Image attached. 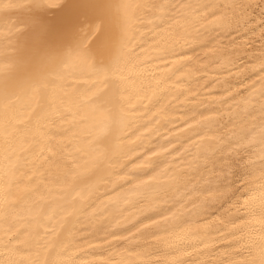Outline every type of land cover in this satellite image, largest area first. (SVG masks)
Here are the masks:
<instances>
[{"label":"bare ground","instance_id":"6f19581e","mask_svg":"<svg viewBox=\"0 0 264 264\" xmlns=\"http://www.w3.org/2000/svg\"><path fill=\"white\" fill-rule=\"evenodd\" d=\"M120 2L114 0V3ZM123 2L135 5L138 0ZM236 2L249 7L243 11L237 9L234 16L229 12L230 23L221 25L205 23L200 17L211 12L219 15L233 0H190L192 8L188 14L192 19V28L198 31L190 29L187 44L176 48V51L192 58L190 63L183 65L172 63L177 59L174 54L163 56L162 52L155 51L147 28L135 18L131 20L129 34L135 38V43L143 45V51L137 49L140 67L144 69L137 86L150 85L156 92L151 101L145 100L143 105L129 113L128 120L118 133L124 139L125 147L122 151L117 149L108 153L110 159H106L102 169L92 177L90 188H83L81 197L77 198L79 211L73 216L72 231L67 235L68 253L77 260V264L80 260L130 264L132 260L147 258L133 256L137 252L153 253V259L157 256L165 259L169 250L164 241L157 244L147 234H136L135 237L130 234L136 232L140 223H148L145 217L158 220L189 198L196 204L195 208L192 203H187L177 219L159 225L160 235L165 241L171 243L176 237L183 236L186 242L193 244L196 251L186 248L193 253L190 258H183L186 264H232L233 261L252 260L259 264L257 245L261 233L256 223L259 217L249 216L243 207L247 199L245 192L255 195L258 204L259 194L264 190L258 136L256 143L244 145L251 157L246 154L244 163L234 165L222 181L213 180L207 173H197L191 177V183L167 195L159 188L150 190L148 195L137 194L133 189L138 180L147 179V174L152 175L149 168L133 166V163H139L133 153L143 156L149 153V149L157 151L161 146L168 147L170 141L177 148L184 149L181 157L174 162L175 168L193 163L194 158L203 159L200 153L206 145L200 142L193 144L189 140H196L200 129L194 127L183 135L176 132L185 120L191 123L193 118L212 117L209 134L222 136L224 144L219 145L220 148L230 141L234 143L243 131H250L253 126L258 133V93L252 97L251 105H246L235 93L239 91L241 95H247L245 89L251 91L253 82L264 76L261 72L264 0ZM113 11V0H64L55 8L36 6L34 0H0V65H6L8 61L3 58L18 48L24 61L22 67L34 68L43 53L61 50L86 35L82 29H91L97 24L101 25V29L92 37L89 47L99 54L106 41L115 40L118 36ZM212 19L208 15V20ZM154 23L160 21L155 20ZM213 45L217 48L216 52L209 51ZM161 47L167 45L161 42ZM161 56L167 64L159 59ZM72 83L83 84L79 91L84 93L90 82L87 77L73 75V69L69 68L59 84L63 87ZM71 91L69 89L70 94L64 103L54 100L41 120L33 122L31 130L39 144L28 158L35 170L36 183L41 186L33 199L40 196H45L46 200L59 199L58 188L48 191L52 185L46 177L51 170L47 166L41 167L43 156L38 155L41 148L45 149L44 156L48 155L47 138H52L54 143L62 141L53 151L62 150L65 156L77 155L78 163L85 167H91L94 156L98 154L90 150L89 144L101 150L104 148L102 144L94 143L106 134L103 112L94 111L83 95L73 96ZM230 93L233 98L229 97ZM253 108L256 110L252 112L255 120L248 115ZM231 122L244 124V129L233 128ZM145 125L149 128L148 132L144 130ZM137 136H140L139 140ZM220 154L217 151L216 157ZM207 155L212 156V153ZM173 156L176 153L168 156L165 163L172 162ZM179 160H183L184 164ZM15 164V157L9 159L4 146L0 145V177L6 181ZM163 183L167 186L171 180ZM4 187L7 188L6 183ZM208 188L211 195L202 191ZM125 200H128L127 204ZM62 204L60 201L59 205L48 208L47 217L51 219L45 221L46 226L59 222L63 215L60 211ZM3 208L7 222L0 221V236L10 224L19 227L31 218V201L25 200L15 209L7 204H3ZM157 247L160 251H155ZM77 249L82 251L77 252ZM0 253H4L2 247Z\"/></svg>","mask_w":264,"mask_h":264},{"label":"snow or ice","instance_id":"6c2138e0","mask_svg":"<svg viewBox=\"0 0 264 264\" xmlns=\"http://www.w3.org/2000/svg\"><path fill=\"white\" fill-rule=\"evenodd\" d=\"M34 2L36 6L55 8L62 5L64 0H34ZM247 7L249 5L233 0V3L225 6L219 15L211 12L201 16L200 19L205 23L228 24L229 12L234 16L237 9L243 11ZM191 8L190 0H138L135 5L126 4L123 0L114 3L113 0L118 36L115 40L106 41L99 54L94 53L89 47L92 37L101 29V25L97 24L91 29H82V33L86 35H82L61 50L43 53L34 68L22 67L24 61L19 55L18 48L13 49L10 56L3 58L8 63L0 65V145L4 146L9 159L15 157L16 164L10 170L6 181L0 177V221L7 222L3 204L15 209L28 200L31 201L32 208L31 218L25 224L19 227L10 224L3 236H0V247L4 249V253H0V264H77V260L68 253L67 240V235L72 231V218L79 211L77 198L81 197L83 188H90L92 177L102 169L105 160L110 159L108 153L117 149L122 151L125 147L124 139L118 133L128 120L129 113L134 112L137 106L143 105L145 100L151 101L156 92V89L150 85L137 86L136 82L141 78L144 70L140 67L137 49L143 51V45L135 43V38L129 34L131 20L135 18L147 28L155 51L162 52L163 56L174 54L177 59L172 63L183 65L185 62L190 63L192 58L184 56L176 51V48L178 46L182 48L187 44L190 29L198 31L192 28V19L188 14ZM208 15L213 17L211 21L208 20ZM155 20H159L160 23H154ZM161 42L167 47L162 48ZM209 51L216 52V46L213 45ZM163 56L159 59L167 64ZM69 68L73 69V75L87 77L90 83L84 93L79 91L83 84L72 83L60 86L59 82L64 80V74ZM134 69L138 71L134 72ZM261 72H264V58L261 60ZM250 87L251 91L245 89L247 95H241L239 91L235 95H239L246 105H251L252 97L258 93L260 97L258 133L253 126L250 131H243L234 143L230 141L224 145V148H220L219 145L224 144L222 136L209 134L212 131L209 126L212 117L201 116L198 120L193 118L191 123L185 120L182 127H177L176 132L183 135L194 127L199 128L200 132L196 133V140L191 138L189 140L193 144L200 142L206 145L204 151L200 153L203 159L194 158V162L189 164L179 160L184 167L175 168L174 162L181 157L184 149L177 148L170 141L168 147L161 146L157 151L149 149V153L143 156L133 153L136 161H139L133 163L134 167L149 168L152 171V175H145L147 179H140L133 185L135 192L148 195L150 190L159 188L167 195L168 192L179 191L185 184L191 183V177L197 173H207L213 180L222 181L227 178L234 165L244 163L246 154L251 157L252 154L246 152L244 145L256 143L257 136L260 144V166L264 175V76L254 81ZM69 89L72 90L73 96L83 95L94 111L103 112L106 134L96 139L94 143L102 144L104 148L101 150L89 144L90 150L98 154L94 156L91 167H85L78 163L77 155L65 156L62 150L53 151V148L62 141L54 143L52 138H47L48 155L44 156V148L40 149L38 155L43 156L41 167L47 166L51 170L46 177L52 185L48 191L58 188L59 199L46 200L45 196L33 199L34 193L39 192L41 186L36 183L35 170L32 161L28 158L39 144L36 134L31 130L32 125L33 122L41 120L54 100L64 103L65 98L70 94ZM229 97L233 98V94L230 93ZM255 111L253 108L248 113L253 120L256 119L252 115ZM231 123L233 128L244 129V124ZM144 130L149 131L147 125L144 126ZM136 139L139 140L140 136ZM217 151L221 153L219 157H216ZM209 152L212 156L207 155ZM172 153H176V156L172 157V162L165 163V159L172 156ZM169 179L171 183L165 186L163 182ZM5 183L7 188L4 187ZM202 191L211 195L210 188ZM244 195L247 199L243 207L248 215L259 217L256 223L259 224L261 235L257 247L260 253L259 264H264V190L259 194L258 204L255 195H249L248 192ZM60 201L63 202L60 206L63 215L60 216L58 223L46 226L45 221L51 219L47 217L48 208L54 204L59 205ZM124 203L127 204L128 200ZM187 203H192L193 208L196 207L189 198L185 203L180 204L179 208L168 210L169 214L160 216L158 220L145 217L148 223H140L136 232L130 234L132 237L136 234H147L157 244L164 241L165 247L169 250L166 258L161 259L157 256L153 259V253L137 252L133 253V256L147 258L132 260L130 264H186L183 258H190L193 254L186 251V248H193V252L196 251L193 244L186 242L183 236L176 237L171 243L165 241L160 235L159 225L170 219H177ZM81 251L77 249V252ZM155 251H160L159 247ZM79 264H108V262L80 260ZM232 264H256V261H233Z\"/></svg>","mask_w":264,"mask_h":264}]
</instances>
